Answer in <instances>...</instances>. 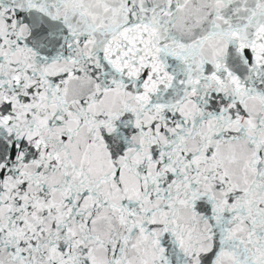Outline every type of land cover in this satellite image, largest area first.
<instances>
[{
	"label": "snow or ice",
	"instance_id": "6c2138e0",
	"mask_svg": "<svg viewBox=\"0 0 264 264\" xmlns=\"http://www.w3.org/2000/svg\"><path fill=\"white\" fill-rule=\"evenodd\" d=\"M0 264H264V0H0Z\"/></svg>",
	"mask_w": 264,
	"mask_h": 264
}]
</instances>
